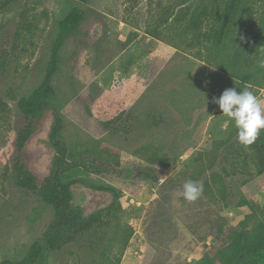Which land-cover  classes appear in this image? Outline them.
<instances>
[{"label":"rangeland","instance_id":"1","mask_svg":"<svg viewBox=\"0 0 264 264\" xmlns=\"http://www.w3.org/2000/svg\"><path fill=\"white\" fill-rule=\"evenodd\" d=\"M213 1L16 0L0 10V99L6 105L0 113V264L22 259L52 220L51 209L13 180L16 136L24 126L16 102L43 78L56 25L72 7L84 19L60 49L54 106L63 119L67 145L90 151V158L104 167L84 185L73 186L74 202L89 213L111 201L102 187L121 193V229L106 258L119 259L118 264H196L199 251L213 246L203 238L222 207L220 187L211 183L210 193L195 202L176 194L188 180L203 185L211 173L229 175H223L228 208L221 215L230 225L250 213L239 206L241 196L257 205L247 226L264 217V175L245 186L233 178V160L246 146L212 102L230 88H247L264 101V68L259 66L264 60V0H250L255 3L252 19L244 9L219 50L205 39L209 18L202 17L194 33L188 28L192 15L211 9ZM181 3L189 10L185 20L166 21ZM151 31L158 33L157 39ZM243 41L250 43L243 54L249 65L233 70V50ZM244 73L250 80L240 88L238 78ZM52 117L47 109L36 121L22 154L25 168L39 180L53 159L46 144ZM156 155L166 158L164 167L149 162ZM134 168L152 170L159 182L135 180ZM199 205L203 217L196 215ZM149 215L152 221L144 223ZM126 226L132 235L122 247ZM106 243L107 237L101 249ZM77 258L60 252L44 264L108 263L93 251Z\"/></svg>","mask_w":264,"mask_h":264},{"label":"trees","instance_id":"2","mask_svg":"<svg viewBox=\"0 0 264 264\" xmlns=\"http://www.w3.org/2000/svg\"><path fill=\"white\" fill-rule=\"evenodd\" d=\"M85 4L88 0H75ZM16 2V0L0 1V10ZM259 3V1H257ZM181 3L171 9L166 17L173 22L181 23L188 15V8H183ZM252 4L250 0H214L211 9L202 11L197 15H192L189 23V30L196 32L200 26L201 18L206 17L211 20L206 40L210 41L217 50L223 47L225 40L236 22L242 16L243 10L247 12V18L252 19ZM179 8V9H176ZM176 9V10H175ZM84 19V13L78 8H71L55 28V36L51 46L49 60L45 67L43 78L40 83L29 93L22 95L16 102V109L24 121V126L16 136L15 160L12 166L13 180L17 187L24 189L51 209L52 220L43 232L39 241L34 242L28 249L25 256L12 264H44L52 254L66 252L70 256H76L80 261L88 252H96V257L103 256L106 262V251L113 237L121 229L120 218L123 208L120 202L121 193L113 187H102L101 190L111 195V201L103 208L85 213L84 209L74 202L73 186L85 184L94 173L102 172L101 166L96 159H91V152L88 150L76 151L72 146L67 145L64 138V124L60 113L54 106L57 100L56 89L53 85L54 75H56L59 52L64 42L77 31ZM264 25V19L261 21ZM150 35L158 38V33L151 31ZM250 43L243 41L233 50V70L240 65L248 66L249 59L243 57L244 52L249 48ZM257 53L254 54V58ZM250 74L244 73L239 76L238 86L243 88L249 82ZM239 88V89H240ZM47 109H52L53 117L47 136V145L53 151V159L48 173L42 178L36 176L25 168L22 163V154L26 143L31 139L36 129V121L40 120ZM6 105L0 99V113H4ZM113 120L116 122L117 114L115 109H111ZM237 131V130H236ZM233 147V155L235 154ZM238 160H233V178L240 180V185L245 186L254 179L264 175V131L254 143L246 146L237 156ZM160 155L150 159L154 165L164 167V161ZM106 168H110L109 166ZM133 178L135 180H148L158 183L159 177L151 170H140L134 168ZM227 173H211L203 183V194L210 193L211 183L217 184L222 207L216 214V221L209 229V233L203 240L211 239L213 246L204 247L199 251L200 259L196 264H264V217L255 219L252 226H247L251 222L250 213L254 212L252 204L241 196L239 206L249 210V214L239 219L237 225H230L227 218L222 214L223 209H227L226 186L224 176ZM155 201L151 202L154 207ZM187 208L190 205H186ZM238 206V207H239ZM152 209V208H151ZM203 208L197 207V217H203ZM190 211V209H189ZM148 213H151L149 211ZM203 219V218H202ZM152 221L151 215L145 218L144 223ZM132 235L129 226L124 227L121 239L122 247H126ZM145 235V234H144ZM105 237V238H104ZM107 237V243L101 249ZM82 254V255H81ZM91 264H96L92 259ZM119 259L108 258L106 264H118ZM11 264V263H10ZM103 264V263H102Z\"/></svg>","mask_w":264,"mask_h":264},{"label":"clouds","instance_id":"3","mask_svg":"<svg viewBox=\"0 0 264 264\" xmlns=\"http://www.w3.org/2000/svg\"><path fill=\"white\" fill-rule=\"evenodd\" d=\"M259 66L264 68V60L260 61ZM212 102L234 124L237 140L241 145H251L264 131V101L253 91L247 88L239 92L236 88L226 89L219 98L214 97ZM203 191V185L199 181L188 180L176 195L182 196L187 202H195Z\"/></svg>","mask_w":264,"mask_h":264}]
</instances>
